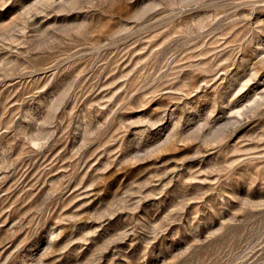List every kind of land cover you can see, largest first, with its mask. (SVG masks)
Wrapping results in <instances>:
<instances>
[{
  "label": "rangeland",
  "instance_id": "rangeland-1",
  "mask_svg": "<svg viewBox=\"0 0 264 264\" xmlns=\"http://www.w3.org/2000/svg\"><path fill=\"white\" fill-rule=\"evenodd\" d=\"M0 264H264V0H0Z\"/></svg>",
  "mask_w": 264,
  "mask_h": 264
}]
</instances>
